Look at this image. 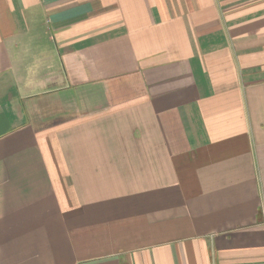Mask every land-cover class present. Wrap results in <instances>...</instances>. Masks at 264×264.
<instances>
[{
  "label": "crops",
  "instance_id": "0c3cea01",
  "mask_svg": "<svg viewBox=\"0 0 264 264\" xmlns=\"http://www.w3.org/2000/svg\"><path fill=\"white\" fill-rule=\"evenodd\" d=\"M0 264H264V0H0Z\"/></svg>",
  "mask_w": 264,
  "mask_h": 264
}]
</instances>
